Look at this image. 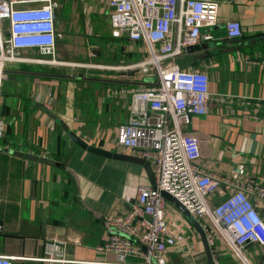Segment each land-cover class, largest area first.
I'll use <instances>...</instances> for the list:
<instances>
[{
    "label": "crops",
    "instance_id": "crops-1",
    "mask_svg": "<svg viewBox=\"0 0 264 264\" xmlns=\"http://www.w3.org/2000/svg\"><path fill=\"white\" fill-rule=\"evenodd\" d=\"M63 1L71 13H63L61 23L68 24L76 36L82 34L80 44L76 43L81 49L76 50L83 56L79 59L65 55L62 61H85L86 49L89 60L103 63L104 50L108 48L112 52L108 63H120L122 55L131 59L134 48L129 41L112 35L106 0ZM69 1L75 2L71 8ZM219 1L214 28L217 33L224 32L223 43L187 53L196 56L195 62L181 66L206 71L211 92L222 98L211 99L208 112L196 115L188 132L200 139L201 166L231 180L245 182L252 178L264 186V0ZM77 3L81 9L76 8ZM57 14L59 20L58 10ZM98 15L106 20L92 17ZM230 20L241 24L243 34L238 39L226 35ZM68 42L57 43L60 51L65 53ZM113 45L118 46L117 54L115 48L112 51ZM91 51L96 53L92 55ZM45 66L17 63L14 67L20 76L14 87L4 86L9 76L0 81V106L6 125L0 139V254L18 257L14 264L113 263L116 256L98 251L97 246L110 234L105 220L129 208L135 189L130 191L121 179L101 174V169H97V179L86 178V184L91 186L85 189V157L94 153L83 149L69 133L74 132L89 144L117 151L116 131L128 117L130 94L126 90L130 87L120 92L108 87L114 89L111 83H131L107 74L133 75L138 71L105 68L104 74L91 71L87 78L85 66L74 71L73 67L49 65L53 71H44ZM98 80L105 83L99 92H85V83ZM45 102L51 106L46 107ZM14 151L48 157L55 163L31 160ZM139 169L144 174L143 167ZM230 190L228 183H221L211 201L219 203ZM250 197L264 218V200L255 193ZM172 213L182 216L178 211ZM198 234L194 245H198L200 253L195 255L196 246L193 251L174 249L168 253L172 264H208V253ZM54 241L63 247L62 257L67 261L38 260L47 256ZM211 254L213 264L215 259L218 264H242L220 240L211 248ZM247 256L252 264H264V246L248 245Z\"/></svg>",
    "mask_w": 264,
    "mask_h": 264
},
{
    "label": "built area",
    "instance_id": "built-area-1",
    "mask_svg": "<svg viewBox=\"0 0 264 264\" xmlns=\"http://www.w3.org/2000/svg\"><path fill=\"white\" fill-rule=\"evenodd\" d=\"M106 1L112 35L126 38L132 48L141 43L146 55L132 63L91 66L121 72L148 73L154 69L156 82L126 90L130 94L129 113L117 127L114 144L118 152L150 162L156 187L138 186L129 208L105 220L110 234L97 250L116 256L115 262L107 264H172L170 251H188L195 246L197 256L200 249L194 241H198L199 232H187L192 230L190 225L181 215L172 213L174 210L162 194L166 192L197 219L205 218L204 223L198 221L210 248L220 240L242 264H252L247 246H264V218L250 193L264 200V186L252 178L245 182L231 180L200 165V139L187 127L193 116L208 112L213 92L206 71L192 66L183 68L177 62L188 53L189 46L215 39L207 29L217 25L220 1ZM58 7V0H0V73L6 72L5 66L11 63L70 64L56 56L60 36ZM242 34L238 20L226 23L228 38L238 39ZM28 50L37 51L42 57L28 56ZM74 65L85 66V62ZM220 98L217 96V100ZM44 104L51 106L49 102ZM5 128L0 115V139ZM223 182L232 190L216 204L210 197ZM62 251L63 247L54 241L47 256L38 260L65 263ZM17 259L0 254V264H14ZM214 262L218 264L216 259Z\"/></svg>",
    "mask_w": 264,
    "mask_h": 264
},
{
    "label": "rangeland",
    "instance_id": "rangeland-1",
    "mask_svg": "<svg viewBox=\"0 0 264 264\" xmlns=\"http://www.w3.org/2000/svg\"><path fill=\"white\" fill-rule=\"evenodd\" d=\"M59 1V8L56 9V15H57V20H58V14H57V10L59 13V20H58V24H57V32L60 33V36L58 37V42L62 41L63 43L65 41H69L68 44H66V50L65 53L63 50L60 51V49H57V57L58 59L60 58H66L65 55L69 58H79L81 59L83 56V54L81 53V51H77L76 49H81V45H78L82 40V34H78L76 36V34H73L72 29H69L67 26L68 24H64L61 23L62 19L64 18L63 13H65V16H68L69 13H71V11L67 12V8H64L65 2L63 0H58ZM72 4H75V2L73 1H69V7H72ZM64 8V9H63ZM76 8H80L79 7V3H77ZM81 9V8H80ZM83 9V13H85V8ZM104 7H101L100 10H104ZM94 17L95 20H99V21H103L106 17L105 16H92ZM91 17V18H92ZM106 20V19H105ZM110 29V28H109ZM208 31H210L213 35L214 38L216 37V41L211 40L209 42L210 46H214V44L217 43L218 47L220 46L221 43H223V33H217V30H215L214 27L212 28H208ZM73 35V36H72ZM77 38H79V40H77ZM123 41V40H122ZM76 43H78L76 45ZM125 44L127 43V41L124 42ZM129 44L131 45V43L129 42ZM106 46V45H105ZM115 48V52L116 54L118 46L117 45H113L112 51H114ZM134 50H132V54H131V59L129 58H125L122 56H120L118 65H121L122 63H132L137 61V59L141 60V58L143 59L144 56L146 55V51L145 48L143 47V45L141 43L135 45ZM109 49V48H108ZM108 49L104 50V54L102 57L103 63H99L102 65H114L115 63H108V58L112 59V52L108 51ZM141 50V51H140ZM79 52V53H78ZM93 53L95 54L96 52L91 51L90 54L93 55ZM26 54H29L28 56L31 57H42L40 54H38L37 51L34 50H28L26 52ZM88 52L85 49V61H77L74 59H71V61H68L70 64L69 65H57L58 67H73L74 71H77V69L79 68V66L74 67L71 65H74L75 63H79V62H85V77L87 76V78H89V75H92L91 71H102L101 73H105L104 72V67H94L91 66V64H98L95 61H92L91 59L89 60L88 58ZM87 57V58H86ZM196 56L193 54H188V55H183L182 57H179L177 62L180 65H184V64H193L195 62ZM17 63H11V64H7L5 66L6 72L4 71L3 75H5L4 77H8L4 79V86H8V85H12L14 87V84H16V79H18V75L20 76V71H18L15 67H16ZM15 66V67H14ZM49 66V65H48ZM82 68H79V70L81 71ZM103 74H101V77H103ZM115 76L119 81H124V82H130L131 84H123V83H111L112 87L110 86L108 87V90H115L116 92H120L126 88H138L140 86V84L143 83H154L157 81V75L154 71L153 68H150V71L148 73H143L141 71L138 72H134V74H130V75H121L119 72H115L112 74L108 73L107 76L109 78H113L110 76ZM7 79V80H6ZM104 79V78H101ZM3 81V79H2ZM2 84V83H1ZM104 82H101V80H98L97 82H91V83H85V92L87 93H96L100 91L101 87L104 86ZM217 99V96L214 94L212 97V100ZM200 116V115H199ZM195 116H193L194 118ZM192 118V120H193ZM190 126V125H189ZM189 126L187 127V131L189 129ZM95 134V131L93 132ZM99 155H95V154H87L85 157V189L89 188L91 185H87L86 184V178H96L98 177V173L99 171L97 169H101V174H104V172H106V174H110L113 176V178H116L117 181L121 179V181L125 184H127V188L130 191H133L135 189V192L137 194V188L138 186H146L149 185V180L147 179V173L144 172V174L141 172L140 165L135 164V163H131V162H127V161H122V160H118V159H113V158H106L103 156H99ZM106 165V167L104 168V165ZM138 169V170H137ZM145 171V170H144ZM147 177H146V176ZM136 197V195H135ZM134 197V198H135ZM167 204L174 210V211H178L182 214V216L186 219V221L188 222V224L190 225L192 230H189L188 228V233L191 234V232L195 231V228L192 226V224L189 222V220L187 219V217L184 215L183 212H181L173 203H171L169 200H167ZM181 216V217H182ZM198 219L204 223L206 220L204 217L202 216H198Z\"/></svg>",
    "mask_w": 264,
    "mask_h": 264
},
{
    "label": "water",
    "instance_id": "water-1",
    "mask_svg": "<svg viewBox=\"0 0 264 264\" xmlns=\"http://www.w3.org/2000/svg\"><path fill=\"white\" fill-rule=\"evenodd\" d=\"M208 45H209L208 43H202V44L196 45V46H189L187 48V51H188V53H194L195 51L201 50L203 47H207ZM130 73H133V71H130ZM69 134L72 137V139L78 145H80L83 149H85L91 153H94V154H97V155H100L103 157H107V158H113V159H118V160H122V161L135 163V164L142 166L143 169L145 170V172L147 173L149 179H150L151 186L156 187L155 174H154L153 168H152V166L148 160L140 158V157H136L134 155H130V154H126V153H122V152H118V151H113V150H108V149L102 148V147L97 146V145L89 144L85 139L80 138L77 134H75L74 132H71V131ZM14 153L16 155L21 156V157L25 156L28 159L40 161L43 163H49V164L55 163L54 160H52L51 158L44 157V156H38L35 154H31V153L25 154L21 151H14ZM162 194L167 200H169L171 203H173L181 212L184 213V215L187 217V219L192 224V226L201 234V236L203 238L204 245L206 247V251L208 253V264H213L212 263L211 248L207 243V239H206L204 229L201 226L198 219L188 209H186L184 207V205L179 200H177L176 198H174L173 196H171L170 194H168L166 192H163Z\"/></svg>",
    "mask_w": 264,
    "mask_h": 264
},
{
    "label": "trees",
    "instance_id": "trees-1",
    "mask_svg": "<svg viewBox=\"0 0 264 264\" xmlns=\"http://www.w3.org/2000/svg\"><path fill=\"white\" fill-rule=\"evenodd\" d=\"M43 70H44V71H53V68L47 65V66H45V67L43 68ZM0 105H1V104H0ZM1 107H2V106H0V109H1V110H0V115H1V116H4V115H3V111H2L3 109H2Z\"/></svg>",
    "mask_w": 264,
    "mask_h": 264
},
{
    "label": "bare ground",
    "instance_id": "bare-ground-1",
    "mask_svg": "<svg viewBox=\"0 0 264 264\" xmlns=\"http://www.w3.org/2000/svg\"><path fill=\"white\" fill-rule=\"evenodd\" d=\"M2 74H3V73L1 72V73H0V78L2 77Z\"/></svg>",
    "mask_w": 264,
    "mask_h": 264
}]
</instances>
